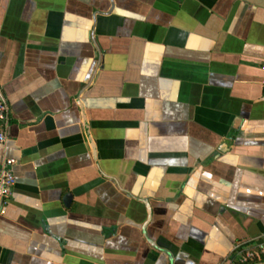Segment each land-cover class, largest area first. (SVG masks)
<instances>
[{
	"label": "crops",
	"instance_id": "obj_1",
	"mask_svg": "<svg viewBox=\"0 0 264 264\" xmlns=\"http://www.w3.org/2000/svg\"><path fill=\"white\" fill-rule=\"evenodd\" d=\"M264 0H0V264H230L264 247Z\"/></svg>",
	"mask_w": 264,
	"mask_h": 264
},
{
	"label": "built area",
	"instance_id": "obj_2",
	"mask_svg": "<svg viewBox=\"0 0 264 264\" xmlns=\"http://www.w3.org/2000/svg\"><path fill=\"white\" fill-rule=\"evenodd\" d=\"M264 71V65L262 66ZM9 105L0 90V144L6 141V128L9 121ZM15 161L2 158L0 161V218L4 217L15 185L13 167ZM233 261L230 264H250L264 260V247L238 244L233 247Z\"/></svg>",
	"mask_w": 264,
	"mask_h": 264
},
{
	"label": "water",
	"instance_id": "obj_3",
	"mask_svg": "<svg viewBox=\"0 0 264 264\" xmlns=\"http://www.w3.org/2000/svg\"><path fill=\"white\" fill-rule=\"evenodd\" d=\"M250 264H264V260L260 262L250 263Z\"/></svg>",
	"mask_w": 264,
	"mask_h": 264
}]
</instances>
